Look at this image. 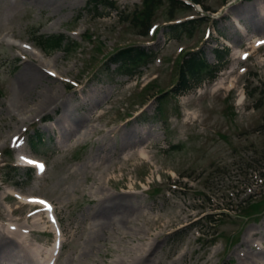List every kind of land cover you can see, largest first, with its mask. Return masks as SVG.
<instances>
[{
	"label": "rangeland",
	"instance_id": "obj_1",
	"mask_svg": "<svg viewBox=\"0 0 264 264\" xmlns=\"http://www.w3.org/2000/svg\"><path fill=\"white\" fill-rule=\"evenodd\" d=\"M62 1V8L51 9L38 0H0V234L19 228L28 235L27 249L35 253L50 250L56 238L46 214L28 217L32 206L22 205L11 196L14 192L53 203L62 247L51 264L129 261L131 250L147 243L153 244L149 264L264 262V180L258 177L264 174V45L252 48L256 40L264 43V0H228L224 8L225 0H206L217 16L202 11L194 35L179 39L167 32L166 5L156 12V32L141 36L115 11L85 8L93 0ZM105 1L114 2L123 16L141 5L140 0ZM193 13L176 10L172 23ZM39 35H64L66 48L48 55L40 51L41 57L33 59L11 46H32ZM129 45L156 53L153 63L132 76L106 60ZM220 46L229 48L230 64L217 79L178 97L167 94L157 111L152 98L175 83L181 57L201 48L207 62L215 64L213 49ZM29 63L59 78V101L44 118L36 113L34 99L9 106L16 76ZM47 85L40 82L35 96ZM65 108L71 118L84 117L78 131L65 133L59 126ZM16 154L43 160L46 171L3 169L6 162L17 166ZM127 191L135 192L130 216L94 241L97 225L90 212L106 206L100 201L104 195L128 197ZM250 201L258 215L243 219L252 213ZM217 208L225 214L214 216L210 225L204 217ZM249 229L261 236L244 249V259L240 249ZM30 258L20 252L4 264H30Z\"/></svg>",
	"mask_w": 264,
	"mask_h": 264
},
{
	"label": "bare ground",
	"instance_id": "obj_2",
	"mask_svg": "<svg viewBox=\"0 0 264 264\" xmlns=\"http://www.w3.org/2000/svg\"><path fill=\"white\" fill-rule=\"evenodd\" d=\"M39 4L41 6H46L51 9H58L62 8L64 6V3L62 0H38ZM263 16V13H262ZM264 17V16H263ZM261 45V42L256 40L254 42V45L252 48L255 50L258 49ZM16 46L22 53H28L27 49L19 46V45H14ZM35 57H41L40 53L38 51H35L33 53V59ZM43 67L41 65H31L25 64L20 73L17 74L15 82L13 84V91L11 93V99L13 102H9V106H13L14 104H24L28 100H33L37 102V114H40L42 118L46 117V110L51 106L54 105L59 101V97L55 98V92L57 89V84H55L56 81H58V76H50V74H46L44 71ZM50 70V69H49ZM51 77L50 78H48ZM40 82H47L51 83V87L48 85L41 91V93L36 97L35 95L38 94L36 91L39 83ZM14 103V104H13ZM9 106L6 107V109H9ZM15 114H13L14 116ZM65 117V121H60L59 126L63 130V132H74L78 131V125L81 123L83 125L84 117H74L71 118V115L69 116L67 113V108H65V113H63ZM68 120V125L63 126V123ZM124 138H130L132 137L131 134L129 133H123ZM143 154H141V157ZM25 162H32L34 158L31 157H23L22 158ZM15 194V193H13ZM128 197L124 196H117V197H112L107 198L106 195H104V198H101V200H105L104 203H106V206H103L102 208L98 209H93L90 212L91 218L96 222L97 229L94 234V241H96V238H99L101 236H105L106 232L108 230L114 231L116 225H120L126 218V216H130L131 212L135 208V204L131 201V198L135 197V192L134 191H127ZM16 195V194H15ZM8 197V196H7ZM6 197V198H7ZM19 201L22 204L26 203H32L33 205H40L43 206V210H49L50 205L45 202L42 199L39 198H33L32 196H17ZM5 198V197H4ZM9 198V197H8ZM106 198V199H105ZM40 201H43L44 203H40ZM40 210V211H43ZM13 213V211H11ZM48 216L51 220H53V216L51 211H49ZM33 217V216H32ZM39 220V218H38ZM38 222L33 220L32 226L34 228H37ZM34 230V229H33ZM32 230V231H33ZM55 230L57 237H56V242L53 245V248L50 250H45L42 253H39L37 250V253L32 251L31 249H27V246L25 244L26 238L25 237V232L20 231V229L16 228H10L7 230L6 234L1 233L0 234V264H4V261L11 256H17L20 252H25L28 254H31L30 258V264H40L38 261L39 257L43 258L44 261L41 264H49L50 258L54 255L55 252V247L58 245L57 240H58V230ZM92 236V235H91ZM261 234L258 232L256 229H249L246 234L245 238H243V242L241 244V249L240 251L243 252L242 256L244 259H247L245 256V248L248 247V244H252L254 239L260 238ZM257 237V238H256ZM61 243V242H60ZM106 247V246H105ZM263 248V246L261 245ZM153 251V244L152 243H147L143 247L138 246L135 247L131 250V253L129 255V261H127L125 258H118L113 264H149V258L152 255ZM33 252L35 253V259L33 257ZM109 250L106 249L104 252V255L107 256L109 255ZM38 256V258H37ZM160 262V261H159ZM151 264H156L155 262ZM159 264V263H158ZM242 264V263H239ZM251 264H264V262H257L254 261Z\"/></svg>",
	"mask_w": 264,
	"mask_h": 264
},
{
	"label": "trees",
	"instance_id": "obj_3",
	"mask_svg": "<svg viewBox=\"0 0 264 264\" xmlns=\"http://www.w3.org/2000/svg\"><path fill=\"white\" fill-rule=\"evenodd\" d=\"M190 1L196 4H202L204 0ZM163 4L168 6L169 18H172V13L175 12V10L184 7V4L178 0H141V8H135L132 13L126 14L125 17L123 16V12L120 11L114 3L109 1L93 0L88 6H92L96 11L98 10L97 7L100 5L103 9L116 11L121 22L128 23L132 28L140 30V34L146 35L147 29L151 25L157 9ZM186 8L189 9V7ZM95 15L100 16V13H96ZM195 28L196 21L191 20L168 28V33L173 36L176 35L175 37H179L182 34L191 36ZM35 41L47 53L66 48L64 47L65 37L63 35L38 36L35 37ZM227 52V49L215 50L218 63L225 60L224 58ZM153 54L154 53L150 50L142 47H126L114 53L110 57V61L117 66L118 72L131 75L133 71L148 64ZM220 69L221 65L213 66L207 63L203 55L199 52H189L179 67L178 81L171 92L175 96L183 94L200 85L201 82L215 78ZM158 110L160 111V105ZM33 148L35 149V144Z\"/></svg>",
	"mask_w": 264,
	"mask_h": 264
},
{
	"label": "snow or ice",
	"instance_id": "obj_4",
	"mask_svg": "<svg viewBox=\"0 0 264 264\" xmlns=\"http://www.w3.org/2000/svg\"><path fill=\"white\" fill-rule=\"evenodd\" d=\"M40 167H41V170H42L43 166L41 165ZM40 203H44V202L43 201H40Z\"/></svg>",
	"mask_w": 264,
	"mask_h": 264
}]
</instances>
